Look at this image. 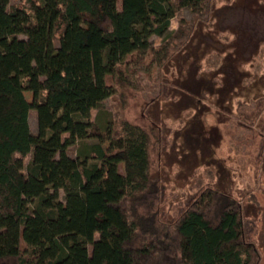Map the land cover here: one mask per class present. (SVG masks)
<instances>
[{
  "label": "trees",
  "instance_id": "trees-1",
  "mask_svg": "<svg viewBox=\"0 0 264 264\" xmlns=\"http://www.w3.org/2000/svg\"><path fill=\"white\" fill-rule=\"evenodd\" d=\"M212 1L0 0V264H258L236 195L204 184L162 213L157 123L123 118L103 132L90 120L105 98L131 87L125 55L145 52L150 35H163L151 54L169 60L185 46L181 36L164 35L169 19L192 11L189 22L177 21L187 36L195 12L209 15ZM244 29L228 26L222 55L230 66L245 47ZM236 83L225 102L239 95ZM217 88L209 99L215 104ZM263 100L255 99L244 119L253 122ZM86 138L97 141L89 146L96 163L66 154ZM50 189H60L64 202Z\"/></svg>",
  "mask_w": 264,
  "mask_h": 264
},
{
  "label": "rangeland",
  "instance_id": "rangeland-1",
  "mask_svg": "<svg viewBox=\"0 0 264 264\" xmlns=\"http://www.w3.org/2000/svg\"><path fill=\"white\" fill-rule=\"evenodd\" d=\"M255 1L263 6L264 20V0H213L209 15L195 12L197 18L187 36L186 26L179 28L177 21L183 18L189 22L192 11L185 8L177 12L169 19L164 35L181 36L185 46L160 63L153 58L151 49L161 43L163 35H150L145 52L123 57L131 80L129 90H118L105 98L103 111L92 110L90 120H95L103 132L113 130L123 118L139 125L146 119L157 123L162 147L157 165L162 182V213L170 214L167 208L171 202L186 204L204 184L236 195L245 235L258 251V264H264V100L253 122L242 115L250 111L255 99L264 97V36L255 39L254 46L240 48L231 61L233 66L226 64L222 55L231 39L228 26L232 25L236 7L245 5L251 10ZM14 2L9 0L10 4ZM220 81L226 89L219 88ZM238 81L239 95L225 102L223 97L230 96L227 89ZM104 83L111 85L110 76L104 77ZM215 88L219 89L217 104L209 100ZM23 96L30 101L29 92H23ZM27 122L34 133V110L28 111ZM96 142L94 138L77 140L66 148V154L86 160L87 164L96 163L89 157V146ZM106 144L101 147L104 149ZM117 171L123 173L121 163ZM49 192L54 200L64 202L60 189ZM19 248L21 252L25 250L22 239Z\"/></svg>",
  "mask_w": 264,
  "mask_h": 264
},
{
  "label": "flooded vegetation",
  "instance_id": "flooded-vegetation-1",
  "mask_svg": "<svg viewBox=\"0 0 264 264\" xmlns=\"http://www.w3.org/2000/svg\"><path fill=\"white\" fill-rule=\"evenodd\" d=\"M252 5V11L247 9L245 5L240 7L237 6L231 17L232 25H235L238 32L240 29L245 28L244 32L247 38H241V42L247 47H251V44L252 46L256 44L252 41H248V37L258 40L264 36L263 6H261L258 1L252 2L251 6Z\"/></svg>",
  "mask_w": 264,
  "mask_h": 264
}]
</instances>
